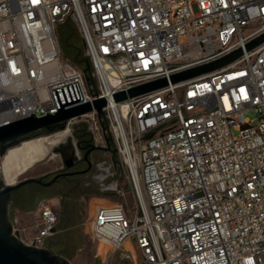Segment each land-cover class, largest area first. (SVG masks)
Listing matches in <instances>:
<instances>
[{"label":"built area","instance_id":"2783aa9c","mask_svg":"<svg viewBox=\"0 0 264 264\" xmlns=\"http://www.w3.org/2000/svg\"><path fill=\"white\" fill-rule=\"evenodd\" d=\"M67 15L97 95L62 54ZM262 33L264 0H0V125L58 111L52 89L77 81L82 99L63 108L106 98L104 116H73L48 136L83 125L106 147L110 134L136 201L132 215L118 203L97 209L100 245L132 264H264V42L246 48ZM239 48L217 69L170 81ZM163 77L165 86L114 100ZM57 223L42 202L27 243L46 246Z\"/></svg>","mask_w":264,"mask_h":264},{"label":"water","instance_id":"95a60500","mask_svg":"<svg viewBox=\"0 0 264 264\" xmlns=\"http://www.w3.org/2000/svg\"><path fill=\"white\" fill-rule=\"evenodd\" d=\"M70 15V14H69ZM66 16L64 22L58 24L59 40L63 46V34L68 35L73 31L78 38L81 37V48L84 50V59H80L78 65L82 68L85 75V79L88 83L90 93L97 95L101 90L97 88L94 68L92 65L90 55L85 54L86 43L82 35L79 33L75 22ZM264 42V33L252 39L247 45V49H252L257 45ZM66 54H77V49L67 45ZM65 52V51H64ZM242 54V49H236L231 53L208 63L198 65L189 69H185L176 72L170 76L171 82H178L184 79H188L202 73L209 72L217 69ZM65 56V55H64ZM168 84V79L163 77L150 82L136 85L130 89L116 92L113 97L115 101H122L127 98H131ZM58 111L50 113L46 112V115L37 117L33 113L29 116L18 118L9 123L0 125V156H5L7 151L13 147L20 145L22 142L37 138L40 136H48L52 133L63 131L66 128L67 121L73 117L93 109H96L99 115L102 117L105 114L103 108L107 105L106 98H96L69 108H63L65 104L72 103L82 99L77 81L52 89ZM103 129L107 128V121L102 122ZM107 147H101L103 150L108 149L113 152H117L116 149H111L113 144L112 137L106 135ZM60 145V144H59ZM54 153L58 152L57 146L54 148ZM74 151L70 154L69 161L65 160V166L69 167L72 164ZM44 176H31L24 177L17 181V183H8L0 178V264H72L70 258L65 254L55 251L50 246H36L25 242L17 231L14 230V224L10 217V204L12 201L13 193L21 186L27 183H40L48 185L53 182H45ZM55 180V179H54ZM58 225L54 229L56 232Z\"/></svg>","mask_w":264,"mask_h":264},{"label":"rangeland","instance_id":"374dc122","mask_svg":"<svg viewBox=\"0 0 264 264\" xmlns=\"http://www.w3.org/2000/svg\"><path fill=\"white\" fill-rule=\"evenodd\" d=\"M62 54L64 56L63 49ZM247 115L251 118L253 117L251 113ZM78 127L83 128L84 126L80 125ZM107 136H109L108 133ZM54 146H49L48 154L45 158L35 161L31 167L23 172H20L16 166H13L11 170L14 175L13 183H17V181L24 177H38L41 173L58 166L60 159L58 154L53 153ZM114 148V145L111 144V149ZM51 155H53L52 158H50ZM3 158L4 156H0V178L5 181L1 168ZM100 159L102 163L95 172L85 176V179L91 182V188L89 189L91 191H87L79 220L69 231L76 245L66 256L70 258L72 264H132L130 259L122 257V251H110L108 247L101 246L92 234L91 221L98 206L118 203L123 205L130 215L136 210L135 197L130 187L125 165L119 154L105 149L100 154ZM43 202L50 204L59 215L56 199L45 200ZM10 217L14 226L19 231V236L26 242H29L30 238L37 231L38 209L21 210L14 206L10 209ZM63 228L64 226L60 225L59 222L57 231L51 237L61 233Z\"/></svg>","mask_w":264,"mask_h":264},{"label":"flooded vegetation","instance_id":"af4514ba","mask_svg":"<svg viewBox=\"0 0 264 264\" xmlns=\"http://www.w3.org/2000/svg\"><path fill=\"white\" fill-rule=\"evenodd\" d=\"M62 38L72 48L77 46L81 48L80 44L83 46L81 37L78 38L73 31L67 36L63 34ZM55 146L58 152L53 153L59 155L60 164L39 175L44 176L45 182L52 180L53 182L48 185L33 182L19 187L13 193L10 209L14 206L21 210L38 209L43 201L56 199L59 207L58 223L64 226L63 234L60 241H55L54 237L49 236L46 245L52 248L60 247L62 252L67 254L76 245L68 233L79 220L87 191H91L89 190L91 182L87 181L85 176L95 172L101 165L100 154L103 149L86 127L76 128ZM72 150L74 158L71 166L67 167L65 160L69 161Z\"/></svg>","mask_w":264,"mask_h":264},{"label":"bare ground","instance_id":"6f19581e","mask_svg":"<svg viewBox=\"0 0 264 264\" xmlns=\"http://www.w3.org/2000/svg\"><path fill=\"white\" fill-rule=\"evenodd\" d=\"M65 135V132H60L52 136H40L9 149L3 158L1 167L5 181L13 183L14 175L11 171L13 166H16L20 172L27 170L35 161L45 158L49 146L58 144L65 138Z\"/></svg>","mask_w":264,"mask_h":264},{"label":"trees","instance_id":"16d2710c","mask_svg":"<svg viewBox=\"0 0 264 264\" xmlns=\"http://www.w3.org/2000/svg\"><path fill=\"white\" fill-rule=\"evenodd\" d=\"M60 26H59L58 30L60 29ZM63 46H64V51H65L64 52L65 57L68 58L69 60H71L74 64L78 65L79 60L84 59V50L81 49L79 46H77V48H76L77 49L76 55L66 54L68 48H67V43L64 40H63ZM61 234H63L62 231H61V233H58L57 235L54 236L55 241H60L61 236H62ZM68 235L72 238L71 233H68ZM53 249L59 253L65 254L62 252V249L60 247H56V248L54 247ZM65 255H67V254H65Z\"/></svg>","mask_w":264,"mask_h":264},{"label":"crops","instance_id":"0c3cea01","mask_svg":"<svg viewBox=\"0 0 264 264\" xmlns=\"http://www.w3.org/2000/svg\"><path fill=\"white\" fill-rule=\"evenodd\" d=\"M99 207H100V206H98L97 209H98ZM97 209H96V211H97ZM96 211H95V212H96ZM125 244H126V246H129V245H130V243H129L128 241H126ZM47 246H48V245H47Z\"/></svg>","mask_w":264,"mask_h":264}]
</instances>
